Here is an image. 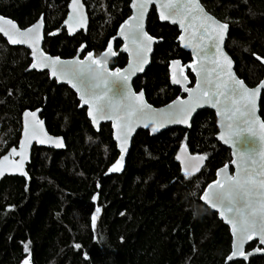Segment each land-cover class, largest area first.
<instances>
[{
	"label": "trees",
	"instance_id": "1",
	"mask_svg": "<svg viewBox=\"0 0 264 264\" xmlns=\"http://www.w3.org/2000/svg\"><path fill=\"white\" fill-rule=\"evenodd\" d=\"M69 1L0 0V14L20 28L43 15L44 51L71 58L83 43L82 55H99L131 13V0H83L88 29L69 36L62 26ZM200 1L229 24L225 49L237 75L255 86L264 76V66L253 55L264 58V0ZM146 29L162 41L133 86L158 107L180 95L169 81V61L188 63L191 56L176 42L178 28L160 22L154 7ZM120 46L116 40V51ZM126 62L127 56L119 53L110 68H122ZM30 63L27 49L9 45L0 35V156L17 146L22 113L39 108L47 131L62 136L65 148L34 146L29 177L10 176L0 182V264H24L25 259L29 264H226L229 228L200 200L216 170L231 159L230 150L216 139L214 112L199 111L188 129L171 128L157 136L139 130L123 173L105 176L119 154L110 124L96 131L75 92L51 81L46 71H27ZM188 76L193 84L189 71ZM259 106L264 120V91ZM180 146L206 157L203 168L187 178L175 158ZM254 246L249 244L247 250ZM227 264H264V256Z\"/></svg>",
	"mask_w": 264,
	"mask_h": 264
},
{
	"label": "snow or ice",
	"instance_id": "2",
	"mask_svg": "<svg viewBox=\"0 0 264 264\" xmlns=\"http://www.w3.org/2000/svg\"><path fill=\"white\" fill-rule=\"evenodd\" d=\"M150 4H156L160 9L161 20H171L173 24L178 23L180 27L188 34L187 41L185 36L179 38L184 47L193 49L195 56L200 57L198 61L199 68L196 64L190 65L196 72L198 80L195 88L184 90L189 93L188 101L177 100L174 105H169L170 111L160 110L156 112L151 109L143 99V92L136 94L132 92L128 81L135 72H142L144 65L148 63L147 53L152 51L151 44L153 38L144 31L143 19ZM73 11L82 8L80 0H72ZM132 8L135 14L130 18L134 24L128 21L121 25V35L125 39L131 38L132 42L137 45L138 50L135 53V62L130 63L129 69L121 71H109L107 66V57L115 56L112 51L111 43L108 50L103 54L104 58L93 59L89 53L86 60L62 61L60 58H50L40 53V59H36V43H38V30L42 27V20L36 25L26 29H19L11 20L0 17V33L7 36L12 44H27L33 49L34 62L31 64L32 69L44 67L51 68L52 76L64 77L72 83L80 94V100L83 105L88 106V115L92 118L93 123L98 119H110L114 121L113 126L118 129L116 139L120 142L121 152L126 151L128 137L134 131L137 121H144L145 117L151 113L153 117H159L160 127L164 123H187L188 118L197 107L204 104L210 105L217 109V115L222 117V126L226 121L227 131L221 132L219 138L224 143H232V137L236 136L238 142L250 151L241 156V163L233 160L237 172L230 175L227 172L228 165H225L217 175L223 173V180L218 179L208 186L201 199L211 208L217 209L226 221L232 227L234 237L233 251L227 258L232 260L236 256L247 259L252 253L244 252V244L247 241L258 237L260 244L264 245V151H261L259 160H257L251 151V141L247 137H242L245 128L255 136L254 127L259 125L261 135L260 141L264 143V122H261L256 116L255 98L257 94L264 89V81L255 89H249L245 83L238 79L232 72V61L223 52L222 43L228 29L227 23H222L212 16L208 15L198 0H133ZM71 19V16L69 17ZM127 28V31L125 29ZM71 31V28H70ZM37 33V37L31 34ZM209 41L210 43H204ZM209 49L212 51L210 52ZM127 51V47L124 49ZM257 60L264 63V58L253 54ZM87 61V62H86ZM178 62L173 61V66ZM211 65V67H209ZM59 74V75H58ZM172 83L182 84L187 81L183 75V69L174 70L172 73ZM35 118V112H25V117ZM155 122V119L154 121ZM42 124V122L38 121ZM243 125V127H241ZM144 123V127H148ZM126 130L121 136L120 130ZM157 129L153 127V131ZM25 140L21 142L23 149L30 143L29 124L25 120ZM32 138H35V129H32ZM55 146L63 147L59 140L52 141ZM12 153L21 156L23 161V152H17L15 148ZM5 161L9 156L3 157ZM177 159H181L177 156ZM201 162L206 159L204 156L191 157ZM123 155L109 169L110 172H118L122 169ZM198 165L194 171H199ZM0 170V175H2ZM23 174V173H22ZM193 172L185 170V176L190 177ZM95 199V197L93 198ZM100 209H96V214L92 217V224L95 227L96 220L99 216ZM230 214V215H229ZM79 248L80 245H75ZM25 252L29 251V245L24 244ZM260 251V249H257ZM24 264H29L25 259Z\"/></svg>",
	"mask_w": 264,
	"mask_h": 264
},
{
	"label": "water",
	"instance_id": "3",
	"mask_svg": "<svg viewBox=\"0 0 264 264\" xmlns=\"http://www.w3.org/2000/svg\"><path fill=\"white\" fill-rule=\"evenodd\" d=\"M158 2H163V0H158ZM198 2L200 3V5L204 8L205 12L212 16L213 18H215L216 20L222 22V23H226V22H223L221 20H219L218 18H216L214 15H212L210 12L207 11V9L204 7V5L201 3L200 0H198ZM132 3H133V0H131V3H130V9H131V13L130 15L119 25L118 29H117V32L116 34L111 37V39L108 41L105 49L99 54V55H96L94 53V51H88L86 52L84 55L83 52L85 51L86 49V45L83 43L78 49H77V52L76 54L71 57V58H61L60 56H55V55H50L48 53H46L43 49V41H44V31H45V22H44V17L43 15H40V17L33 23L31 24L30 26L26 27V28H20L19 25L16 23V21H14L13 19L9 18V17H6L2 14H0V17H3L4 19H8V20H11L13 23L16 24V26L21 29V30H26L34 25H36L38 22H41L42 20V27L38 30V43H36V59L39 60L40 59V53L43 52L45 56L47 57H50V58H60V60L62 61H75V60H86V58L88 57V54L91 53L92 54V58L93 59H101V58H104L103 54L108 50L109 48V43H111V48H112V51H114L116 53L115 56H111V57H107V66H108V69L109 71H115L116 69H120L121 71L125 70V69H129V65L130 63H133L135 62V53L137 52L138 50V47L136 44H134L131 40V38L129 39H125V37L123 35H121V25H124L126 21H128L130 24H134L135 22L134 21H131L130 18L135 14V10L132 8ZM80 4L82 5V8H80L78 11H73V6H72V0L69 1L68 5H67V14L64 18V21L62 23V26L66 29L67 33L69 36H73L81 31H87L88 29V24H89V19H88V14H87V9H86V6L85 4L83 3V0H80ZM152 7L155 8V11H156V14H157V17H158V20L162 23H168L170 25H173V26H176L178 28V31H179V34H178V37L176 39V42L179 44L180 48L186 52H188L191 56V61H189L188 63H183L180 59H172L169 61V65H168V71H169V81H170V84L173 86V87H176V88H179L180 89V95L177 96L175 99H173L172 101H170L169 103L165 104V105H162V106H154L152 104H150L147 99H146V96H145V93L143 90H140V91H136L134 86H133V82L134 80L141 74H143L146 69L149 67L150 63H151V58H152V54H153V51H154V47L157 43H160L162 41V39H159V38H156V37H153L152 35H150L148 32H147V29H146V26H147V17L150 13V10L152 9ZM160 9L156 6V4H150L148 6V10L147 12L145 13L144 15V19H143V28H144V31L147 32V34L149 36H151L153 38V42L151 44V48H152V51L150 53H147V56H148V63L144 65V70L142 72H135V74L131 75V79L128 81V84L129 86L131 87V90L132 92L136 93V94H139L140 92H143V99L144 101L151 106V109L155 110L156 112H159L160 110H164L165 112L167 111H170L169 109V105H174V103L179 99V100H184V101H188L189 104L192 103V101L189 100V93L186 92L184 90L185 87L187 88H195L196 86V83H197V80H198V77H197V74L195 71H193L192 67H190V65H193L194 63L196 64V67L199 68V63L198 61L201 59L200 57H197L194 55L193 53V49L190 48V47H184L183 46V43L182 41L179 39L181 37V35H184L185 36V40L187 41V38H188V34L191 32V29H189V33H186L178 23L176 24H173L171 22V20H161L160 19ZM71 16V19H69V17ZM228 24V23H227ZM0 26H4V27H10L8 25H3L2 22H0ZM70 28H71V31H70ZM125 31H127V28L125 29ZM228 33H229V24H228V29H227V32L225 34V37H224V40H223V43L221 45L222 47V50L223 52L231 59L232 61V72L235 74V76L242 80L244 82L243 79H241L236 71H235V63H234V60L232 59V57L228 54V52L226 51L225 49V43H226V40H227V37H228ZM0 35L8 42L9 45L11 46H21V47H24L25 49H27L29 51V58L31 59V63L27 69V71H38V72H43V71H46L49 75V78L51 81H55L58 85H66L68 86L71 90H73L77 96V99L79 100V108H85L86 109V115H87V118L89 119L92 127L98 131L101 124H105V123H109L110 126H111V129H112V138H113V141L115 142L116 144V148L118 150V157L117 159L108 167V169L106 170L105 172V176H110V175H113V174H121L123 173L124 169H125V164H126V159H127V155L129 153V150H130V147H131V143H132V139L134 137V135L139 131V130H144V131H147L149 133V135L151 136H157L158 134H160L161 132L163 131H166V130H169L171 128H176V127H181V128H184V129H188L191 127V123H192V120L194 118V116L201 110L203 109H209V110H212L215 114V117H216V126H217V134H216V139L223 145L225 146L226 148H228L230 150V156H231V159L229 162H226L223 166H221L220 168H218L216 170V173H215V178L209 182L204 190L202 191L201 193V196H200V200L201 202L206 205L208 208H210L213 212L217 213L218 215V218L220 220L223 221V223L225 225L228 226L229 228V232H230V235H231V250H230V253L227 255L226 259H225V263H230V262H233V261H236V260H244L246 262L249 261V259L251 257H254V256H264V245L260 244L259 242V238L256 237L254 238L253 240H250V241H247L245 244H244V252L247 254V253H252V255H249L247 257V259H244L243 257H240V256H236L234 257L232 260H228L227 258L231 255L232 251H233V243H234V237H233V234H232V227L229 223H226L225 219L223 217H221L219 211L217 209H213L211 207H209L202 199L201 197L203 196L204 192L208 189V186L213 184L215 181H217L218 179L220 180H223V173H221L220 176L217 175V173L223 169L225 167V165H228V168H227V172L228 174L230 175H235L236 172H237V167L235 164L232 163L233 160H236L237 163H241V156H244L246 155L250 149L248 148H245L242 144H240L238 142V138L236 136H233L231 139H232V143H229V144H226L224 143L223 140H221L219 138L220 136V133L221 132H225L227 131V128H226V124L227 122L225 121L224 122V126H222V117L218 116L217 115V109L214 108V107H211L210 105H207V104H204L203 106H200V107H197L196 110L194 112H192L191 116L188 118V121L187 123H164V126L163 127H160V120H159V117H153V114L149 113L144 121H137L136 124H135V127H134V131L131 132V135L128 137V141H127V145H126V151H124L123 153L121 152V147H120V142L116 139V135H117V132H118V129L115 128L113 126L114 124V121L113 120H110V119H98V121L96 123H93V120L92 118L88 115V106L87 105H83L82 106V102L80 100V94L77 92L76 88H74L72 86V83L69 82L68 79L64 78V77H54L52 76V70L51 68H48V67H44V68H40V69H32L30 66L31 64L34 62V57H33V49L31 47H29L27 44H12L9 42L7 36H5L3 33H0ZM33 37H37V33H33L31 34ZM116 40H120L121 41V46L119 47V49L116 51L115 49V41ZM204 43H210L209 41H205ZM125 47H127V51H125ZM209 51L211 52L212 50L209 49ZM119 53H124L126 56H127V62L125 64L124 67L122 68H110V62L119 55ZM173 61H176L178 62V64L175 66V69H174V66H173ZM87 62V61H86ZM261 63V62H260ZM263 66H264V63H261ZM209 67H211V65H209ZM180 69H183V75L187 77V81L186 82H183L182 84H173L172 83V73L174 70L176 71H179ZM131 71V69H129ZM190 71V73L193 75L194 77V82L193 84L191 83V80L189 78V76L187 75V71ZM59 75V74H58ZM261 81H264V76L262 77V79L253 87H250L248 86L245 82V85L246 87H248L249 89H255L257 88ZM264 89H261V91L257 94L256 98H255V105H256V116L259 118V120L261 122H264V120L262 119V117L260 116V106H259V103H260V99H261V96H262V93H263ZM25 112H35L36 113V116L35 118L29 116V117H25ZM42 112V109L39 108V109H35V110H25L23 113H22V116H21V124H22V129H21V136H20V139H19V142L17 144V146H13L11 147L10 149H8V151L6 153H4L2 156H0V170H2V175H0V182L5 178V177H10V176H18V177H24V178H28L29 175H28V172H27V164L30 162L31 160V152H32V149L34 146H37V147H44V148H48V149H54V150H62L65 148V141H64V138L62 136H55V135H52L50 134L48 131H47V128H46V125H45V122L43 119L40 118V113ZM27 119L28 121V124H29V132H30V135H29V140H30V143H28L23 149L21 148V142L25 140V135H24V131H25V120ZM155 119V122H153ZM38 121L42 122V124L38 123ZM148 123V127H144V123ZM153 127H155L157 130L156 131H153ZM241 127H243V125H241ZM35 129V138H32V129ZM126 130L124 129H121L120 132H121V136L123 138V134ZM254 131L256 133L255 136L252 135V132H249L246 128L245 130L240 133V135L242 137H247L250 141H251V151L253 152V155L254 157L259 160V153L261 151H264V143H262L259 139L260 135L262 134L261 133V130L259 128V125H256L254 127ZM53 140H59L62 142L63 144V147H57L55 146V144L52 142ZM15 148L17 150V152H23V161L21 162V156L19 155H15L12 153V149ZM121 155H123V161H122V169L118 172H110L109 169L112 168V166L116 163L117 160L120 159ZM5 156H9V160L5 161L3 159V157ZM177 156H180L181 159H177ZM198 156H203V155H194V154H191L187 148L185 146H180L176 152V155H175V158L176 160L178 161V163L180 164L181 168L183 169V171L185 172V170L187 169L188 171L190 172H193V174L199 172L202 168H203V165L206 161V159L203 161L202 165H201V162L199 160H196V159H191V157H198ZM200 165L199 167V171H194V169ZM23 173V174H22ZM95 199H93L94 203L96 202L97 200V194L94 195ZM93 197V198H94ZM230 215V214H229ZM251 243H255V246L249 250H247V246ZM257 249H260V251H257Z\"/></svg>",
	"mask_w": 264,
	"mask_h": 264
},
{
	"label": "flooded vegetation",
	"instance_id": "4",
	"mask_svg": "<svg viewBox=\"0 0 264 264\" xmlns=\"http://www.w3.org/2000/svg\"><path fill=\"white\" fill-rule=\"evenodd\" d=\"M183 62V61H182ZM184 63V62H183ZM185 64V63H184ZM189 71V70H188ZM188 71H187V75H188ZM190 72V71H189ZM192 83V82H191Z\"/></svg>",
	"mask_w": 264,
	"mask_h": 264
}]
</instances>
